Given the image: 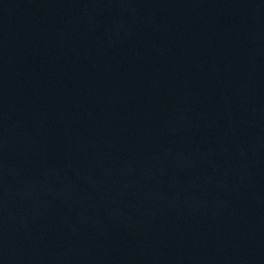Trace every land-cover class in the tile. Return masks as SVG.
I'll list each match as a JSON object with an SVG mask.
<instances>
[{
	"label": "water",
	"instance_id": "1",
	"mask_svg": "<svg viewBox=\"0 0 264 264\" xmlns=\"http://www.w3.org/2000/svg\"><path fill=\"white\" fill-rule=\"evenodd\" d=\"M0 264H264V0H0Z\"/></svg>",
	"mask_w": 264,
	"mask_h": 264
}]
</instances>
